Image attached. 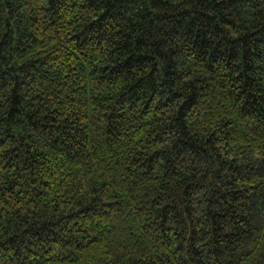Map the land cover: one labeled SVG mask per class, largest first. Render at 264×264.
Listing matches in <instances>:
<instances>
[{
	"label": "trees",
	"instance_id": "trees-1",
	"mask_svg": "<svg viewBox=\"0 0 264 264\" xmlns=\"http://www.w3.org/2000/svg\"><path fill=\"white\" fill-rule=\"evenodd\" d=\"M0 264H264V0H0Z\"/></svg>",
	"mask_w": 264,
	"mask_h": 264
}]
</instances>
